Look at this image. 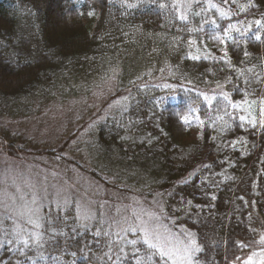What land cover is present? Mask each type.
Instances as JSON below:
<instances>
[{
	"label": "trees",
	"instance_id": "1",
	"mask_svg": "<svg viewBox=\"0 0 264 264\" xmlns=\"http://www.w3.org/2000/svg\"><path fill=\"white\" fill-rule=\"evenodd\" d=\"M213 1L182 17L175 0H0V112L117 65L126 80L161 49L183 85L168 98L134 91L97 126L100 150L86 149L158 194L172 226L194 236L196 264H235L264 230V0ZM192 86L226 96L207 102ZM44 213L41 235L11 236L0 264H172L135 234L81 221L73 204Z\"/></svg>",
	"mask_w": 264,
	"mask_h": 264
},
{
	"label": "rangeland",
	"instance_id": "2",
	"mask_svg": "<svg viewBox=\"0 0 264 264\" xmlns=\"http://www.w3.org/2000/svg\"><path fill=\"white\" fill-rule=\"evenodd\" d=\"M175 1L182 17L200 2L217 5L213 0ZM160 51L150 49L137 69L128 70L131 77L126 80L127 71L117 65L97 78L68 84L63 91L69 94L57 89L45 100L34 99L31 107L21 104L17 115L0 112V247L13 235L25 243L36 240L45 207L73 204L87 224L97 220L119 239L135 234L172 264H196L194 236L172 226L158 194L144 193L113 168L105 171L86 149L89 146L91 153L100 150L97 126L118 111L124 112L134 91H160L168 98L183 85L177 82L175 66L164 54L161 58ZM194 89L207 102L226 96L221 86ZM260 119L263 124L264 103ZM10 144L15 146L13 154L8 151ZM255 242L249 254L235 264H264V230H258Z\"/></svg>",
	"mask_w": 264,
	"mask_h": 264
}]
</instances>
